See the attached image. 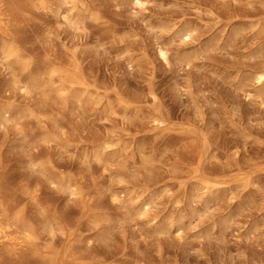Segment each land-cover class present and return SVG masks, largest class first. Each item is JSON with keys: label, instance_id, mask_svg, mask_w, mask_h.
I'll use <instances>...</instances> for the list:
<instances>
[{"label": "rangeland", "instance_id": "374dc122", "mask_svg": "<svg viewBox=\"0 0 264 264\" xmlns=\"http://www.w3.org/2000/svg\"><path fill=\"white\" fill-rule=\"evenodd\" d=\"M0 4V264H264V0Z\"/></svg>", "mask_w": 264, "mask_h": 264}, {"label": "bare ground", "instance_id": "6f19581e", "mask_svg": "<svg viewBox=\"0 0 264 264\" xmlns=\"http://www.w3.org/2000/svg\"><path fill=\"white\" fill-rule=\"evenodd\" d=\"M0 6H2L1 4H0ZM2 8V7H1ZM7 39V38H6ZM18 47V46H17ZM163 50V49H162ZM5 52H6V54L7 55H11V54H13V53H15V49L14 48H12V47H8L6 50H5ZM162 53L163 54H165V51H162ZM6 55V56H7ZM5 56V55H4ZM11 57V56H10ZM15 57H17V56H15ZM8 58V57H7ZM20 69V68H19ZM56 69V68H55ZM23 76V75H22ZM24 77V76H23ZM263 77H264V72L262 71V72H260L259 74H258V78L261 80V79H263ZM14 81V80H13ZM16 82V81H15ZM6 112L8 111V110H5ZM71 183V182H70ZM1 227V226H0ZM2 228V227H1ZM1 230V229H0ZM9 231V230H8ZM5 234V233H4Z\"/></svg>", "mask_w": 264, "mask_h": 264}]
</instances>
